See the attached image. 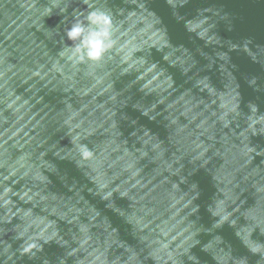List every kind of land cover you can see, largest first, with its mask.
Wrapping results in <instances>:
<instances>
[{"label":"water","instance_id":"95a60500","mask_svg":"<svg viewBox=\"0 0 264 264\" xmlns=\"http://www.w3.org/2000/svg\"><path fill=\"white\" fill-rule=\"evenodd\" d=\"M0 264H264V0H0Z\"/></svg>","mask_w":264,"mask_h":264},{"label":"clouds","instance_id":"9594fccd","mask_svg":"<svg viewBox=\"0 0 264 264\" xmlns=\"http://www.w3.org/2000/svg\"><path fill=\"white\" fill-rule=\"evenodd\" d=\"M86 21L76 20L66 35L69 40L78 41L74 48L78 60L97 61L112 45L111 20L101 11H91Z\"/></svg>","mask_w":264,"mask_h":264}]
</instances>
